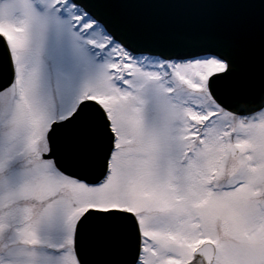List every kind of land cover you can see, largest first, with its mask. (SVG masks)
I'll return each instance as SVG.
<instances>
[{
    "label": "snow or ice",
    "instance_id": "obj_1",
    "mask_svg": "<svg viewBox=\"0 0 264 264\" xmlns=\"http://www.w3.org/2000/svg\"><path fill=\"white\" fill-rule=\"evenodd\" d=\"M0 264H264V0H0Z\"/></svg>",
    "mask_w": 264,
    "mask_h": 264
},
{
    "label": "water",
    "instance_id": "obj_2",
    "mask_svg": "<svg viewBox=\"0 0 264 264\" xmlns=\"http://www.w3.org/2000/svg\"><path fill=\"white\" fill-rule=\"evenodd\" d=\"M230 15L227 10L222 9H167L148 14L147 21L156 25H166L169 23L168 19L188 24H221Z\"/></svg>",
    "mask_w": 264,
    "mask_h": 264
}]
</instances>
